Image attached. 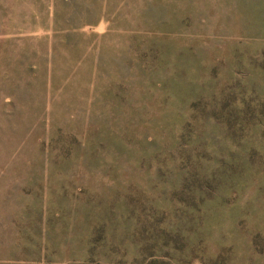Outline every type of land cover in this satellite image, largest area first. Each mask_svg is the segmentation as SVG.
Here are the masks:
<instances>
[{"label":"rangeland","instance_id":"374dc122","mask_svg":"<svg viewBox=\"0 0 264 264\" xmlns=\"http://www.w3.org/2000/svg\"><path fill=\"white\" fill-rule=\"evenodd\" d=\"M0 264H264V0H0Z\"/></svg>","mask_w":264,"mask_h":264}]
</instances>
